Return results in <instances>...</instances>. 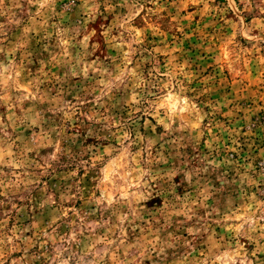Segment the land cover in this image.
Instances as JSON below:
<instances>
[{"label": "rangeland", "instance_id": "1", "mask_svg": "<svg viewBox=\"0 0 264 264\" xmlns=\"http://www.w3.org/2000/svg\"><path fill=\"white\" fill-rule=\"evenodd\" d=\"M0 264H264V0H0Z\"/></svg>", "mask_w": 264, "mask_h": 264}]
</instances>
